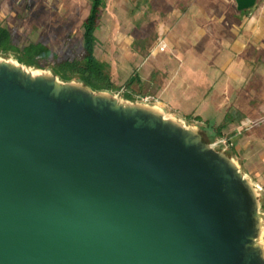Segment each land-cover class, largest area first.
<instances>
[{"label":"water","instance_id":"water-1","mask_svg":"<svg viewBox=\"0 0 264 264\" xmlns=\"http://www.w3.org/2000/svg\"><path fill=\"white\" fill-rule=\"evenodd\" d=\"M28 68L0 56V264H264L259 187L229 148Z\"/></svg>","mask_w":264,"mask_h":264},{"label":"crops","instance_id":"crops-1","mask_svg":"<svg viewBox=\"0 0 264 264\" xmlns=\"http://www.w3.org/2000/svg\"><path fill=\"white\" fill-rule=\"evenodd\" d=\"M102 1L101 14L112 18L98 30L111 33L106 45L96 37L95 52L97 44L105 47L116 70L118 57L141 59L147 65L133 78L143 95L167 116L199 126L219 123L215 128L227 130L218 137L230 139L244 173L257 171L245 161L264 163V0L243 11L234 0ZM89 9L90 3L85 15ZM128 15L147 19L135 35L120 31L126 20L118 17Z\"/></svg>","mask_w":264,"mask_h":264},{"label":"rangeland","instance_id":"rangeland-1","mask_svg":"<svg viewBox=\"0 0 264 264\" xmlns=\"http://www.w3.org/2000/svg\"><path fill=\"white\" fill-rule=\"evenodd\" d=\"M89 3L90 0H0V26L6 27L10 31L11 43L20 50L28 44H40L46 47L51 52L50 55L46 57L41 55L35 58L33 60L34 65H31V68L28 69L35 73L51 74L56 65L63 60L79 59L82 57V22L87 16L85 13ZM136 10L134 11L136 12ZM102 12L103 14L100 15L99 22L106 25L107 21L112 17L105 16L104 11ZM118 18H120L121 24L124 19L126 20V25L123 23L120 26V31L128 32L127 29H131L128 33L134 35L138 33V24L147 20L144 17L140 18L138 15H128ZM109 30L105 31L104 28V31L101 32L97 27L94 31V36L106 45L105 40L111 33ZM147 34L152 35L153 32L149 31ZM95 53L98 61L104 64L105 70L109 73L111 80L113 78L118 83L115 85L119 86V89L112 92L113 95L121 99H124L125 95H128L129 99L135 101H141V97L147 96L143 95L145 94L144 89L138 86L136 81H133L129 85L125 83L133 75H140L142 73L144 66L147 64H141V59L132 62L131 60L118 57L116 58L118 59L116 70L110 58L107 57L108 52L105 47H100L97 44L96 52L94 49ZM20 54L8 52L0 53V56L15 60L16 56ZM152 102L155 101L153 100ZM184 121L186 124H190L187 120ZM261 123L258 121L257 127ZM218 124L214 121H209L207 125L202 126L209 138H219V131L222 133L226 132L227 129H223V127L215 128ZM216 129H218V132H216ZM231 155L234 156L235 160L240 164V168L244 171L245 169L241 163L243 160L238 159L232 150ZM245 165L247 168V165H249L258 169L248 176L259 187L260 211L263 213L264 219V163L260 160H253L250 164L245 161ZM263 236L264 230L262 235L264 245Z\"/></svg>","mask_w":264,"mask_h":264},{"label":"trees","instance_id":"trees-1","mask_svg":"<svg viewBox=\"0 0 264 264\" xmlns=\"http://www.w3.org/2000/svg\"><path fill=\"white\" fill-rule=\"evenodd\" d=\"M103 8L102 0H91L90 9L87 16L82 22V57L72 60H63L54 68L53 73L62 81L76 80L87 85L94 91L114 92L119 89L115 85L109 73L106 72L105 66L98 61L94 54L96 37L94 31L98 27L101 10ZM21 51V52H20ZM13 52L20 55L16 56V60L25 65H34V59L43 55L49 56L50 51L40 44H28L20 50L11 43V33L3 26H0V53ZM135 79L130 77L125 83L131 84ZM125 98L129 99L128 95Z\"/></svg>","mask_w":264,"mask_h":264},{"label":"built area","instance_id":"built-area-1","mask_svg":"<svg viewBox=\"0 0 264 264\" xmlns=\"http://www.w3.org/2000/svg\"><path fill=\"white\" fill-rule=\"evenodd\" d=\"M166 47L164 41L162 39L159 40L158 42V49L160 51L164 50ZM141 101H145V102H152L154 99L150 96H143L140 98ZM155 101V100H154ZM156 102V101H155ZM213 146H219V147H224V148H230L231 147V142L230 139L225 138V137H219L216 138L214 140V142L212 143Z\"/></svg>","mask_w":264,"mask_h":264}]
</instances>
